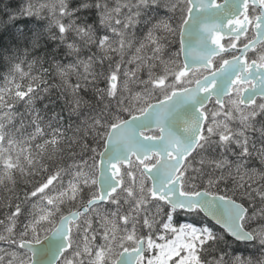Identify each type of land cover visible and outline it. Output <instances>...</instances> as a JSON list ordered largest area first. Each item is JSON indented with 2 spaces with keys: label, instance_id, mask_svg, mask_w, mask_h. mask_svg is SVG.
Listing matches in <instances>:
<instances>
[{
  "label": "snow or ice",
  "instance_id": "snow-or-ice-1",
  "mask_svg": "<svg viewBox=\"0 0 264 264\" xmlns=\"http://www.w3.org/2000/svg\"><path fill=\"white\" fill-rule=\"evenodd\" d=\"M3 11L0 264H264V0Z\"/></svg>",
  "mask_w": 264,
  "mask_h": 264
},
{
  "label": "trees",
  "instance_id": "trees-1",
  "mask_svg": "<svg viewBox=\"0 0 264 264\" xmlns=\"http://www.w3.org/2000/svg\"><path fill=\"white\" fill-rule=\"evenodd\" d=\"M18 2L19 0H0V15L2 16H7V12L3 11V6L5 4H8L9 8H15L18 6ZM216 227V226H215ZM217 228V227H216ZM235 247V246H234ZM240 252H243L244 254H248V252L252 251L251 249H244L243 246H241V248L238 250Z\"/></svg>",
  "mask_w": 264,
  "mask_h": 264
},
{
  "label": "water",
  "instance_id": "water-1",
  "mask_svg": "<svg viewBox=\"0 0 264 264\" xmlns=\"http://www.w3.org/2000/svg\"><path fill=\"white\" fill-rule=\"evenodd\" d=\"M217 227L219 228V226L217 225Z\"/></svg>",
  "mask_w": 264,
  "mask_h": 264
}]
</instances>
